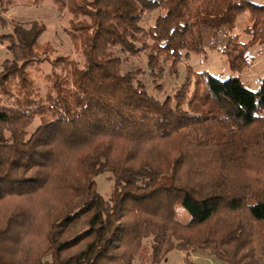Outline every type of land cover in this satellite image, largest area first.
Returning <instances> with one entry per match:
<instances>
[{
  "label": "trees",
  "instance_id": "1",
  "mask_svg": "<svg viewBox=\"0 0 264 264\" xmlns=\"http://www.w3.org/2000/svg\"><path fill=\"white\" fill-rule=\"evenodd\" d=\"M13 1L0 0V13ZM52 1L71 13L84 61L55 74L44 97L27 66L47 59L37 53L45 25L14 22L0 34L9 53L0 69V264H133L145 239L147 264L174 249L264 264V77L252 90L239 73L251 47L264 49V0ZM245 12L246 41L234 32ZM207 50L224 54L231 74L201 72L199 94L190 66L163 99L138 78L148 74L161 91L165 62L176 68ZM120 53L143 54L146 69L122 71ZM100 174L112 181L108 197L96 189Z\"/></svg>",
  "mask_w": 264,
  "mask_h": 264
},
{
  "label": "rangeland",
  "instance_id": "2",
  "mask_svg": "<svg viewBox=\"0 0 264 264\" xmlns=\"http://www.w3.org/2000/svg\"><path fill=\"white\" fill-rule=\"evenodd\" d=\"M158 12L147 13L142 21V26L149 27ZM6 20L1 23L0 34L11 32V24L19 22L29 27L33 21L41 22L45 25V30L38 39L37 53L40 57L47 59L41 62H35L27 66V72L40 97H44L47 87L50 85L52 77L55 74H65L69 68L70 62H77L82 66L84 57L79 45L76 44L68 33L69 21L72 18L67 9H58L52 0H14L8 6L6 12L0 13ZM250 24L249 14L247 12L239 14L235 21L234 32L240 35L242 40H248V36L243 33V29ZM6 42H0V69L3 61L9 57L6 50ZM249 57H252L248 66L240 71V80L249 89L259 87L260 80L264 77V49L255 44L249 49ZM122 57V71L132 67H142L146 69L144 55L137 57L130 56L126 53H120ZM62 59L57 64L55 59ZM166 68L162 81V90L153 89L151 78L148 74L138 76L145 85L147 90L159 99H163L167 94H172L183 82L186 75H189L188 66L194 71L191 79L197 80L196 92L199 94L206 88L205 76L200 74L206 71L220 79L227 78L231 71L228 67L226 56L217 50H207L200 53H190L187 58L183 57L181 62L177 63L176 68L171 67L170 62H165ZM173 70V71H170ZM194 88V83L191 89ZM38 124L36 117L34 122L29 126L32 130ZM96 189L104 197H108L112 181L108 174H100L95 177ZM177 218L185 222L189 219V214L182 208L177 207ZM149 239L144 240V247L141 249L139 257H136L133 264L148 263ZM186 256L195 264H225L219 261L213 255L189 251L187 253L181 250H171L166 258L160 264H184Z\"/></svg>",
  "mask_w": 264,
  "mask_h": 264
}]
</instances>
